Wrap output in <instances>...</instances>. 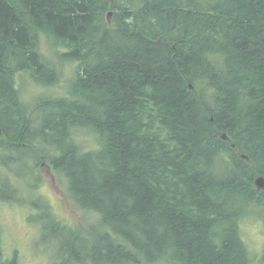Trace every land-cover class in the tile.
Wrapping results in <instances>:
<instances>
[{
	"label": "trees",
	"instance_id": "obj_1",
	"mask_svg": "<svg viewBox=\"0 0 264 264\" xmlns=\"http://www.w3.org/2000/svg\"><path fill=\"white\" fill-rule=\"evenodd\" d=\"M43 163L96 217L41 200L51 264H264L241 232L264 219V0H0V203Z\"/></svg>",
	"mask_w": 264,
	"mask_h": 264
},
{
	"label": "rangeland",
	"instance_id": "obj_2",
	"mask_svg": "<svg viewBox=\"0 0 264 264\" xmlns=\"http://www.w3.org/2000/svg\"><path fill=\"white\" fill-rule=\"evenodd\" d=\"M107 18H110V16H107ZM40 50L46 58L52 59L53 63L58 64L55 78L58 82L43 92L63 94L68 86L66 83L67 79L73 74V68L68 64L62 65L58 61L53 49L49 51L45 41H42ZM23 84L24 99L29 98L32 91L35 94L41 93V89L33 87L31 89L28 81L25 80ZM39 95V97L37 95L35 97H43L41 94ZM91 138L93 139V137ZM92 139H89L90 143H94V139ZM13 167H15L17 173L23 172V166ZM24 175L19 185L16 186L19 194L16 196L15 201H10L13 204L0 203V239L4 255L8 259L14 257L16 260L14 264H51L50 246L42 244L38 234V230L42 224L50 225L47 219H40L43 210H39L37 207L41 204V200L47 202L46 204L50 206L58 220L75 231L84 230L86 222H93L96 217L89 213L80 212L72 207L66 197L61 181L58 180L56 173L48 163L39 164L36 177H33L30 172ZM35 202L37 205H34ZM30 203L33 204L30 205ZM259 213L262 212L259 211ZM28 217H32L33 221L30 222L32 218L29 219ZM241 232L244 240L256 257L259 252L261 255L263 253L261 251H264V219L260 217L256 219L251 218V220L243 224ZM46 236L54 238L58 244L62 239L68 240L70 235L68 234V230H64V233L61 231V236L50 234H46ZM82 237L85 236L82 235ZM61 264H70V262Z\"/></svg>",
	"mask_w": 264,
	"mask_h": 264
},
{
	"label": "water",
	"instance_id": "obj_3",
	"mask_svg": "<svg viewBox=\"0 0 264 264\" xmlns=\"http://www.w3.org/2000/svg\"><path fill=\"white\" fill-rule=\"evenodd\" d=\"M222 138H224L225 140H228V138L226 137L225 134L222 135ZM255 185L258 188H264V178L263 177H257L255 180Z\"/></svg>",
	"mask_w": 264,
	"mask_h": 264
}]
</instances>
